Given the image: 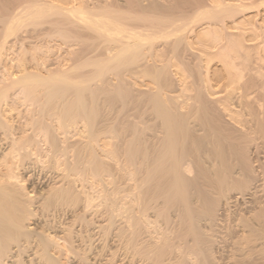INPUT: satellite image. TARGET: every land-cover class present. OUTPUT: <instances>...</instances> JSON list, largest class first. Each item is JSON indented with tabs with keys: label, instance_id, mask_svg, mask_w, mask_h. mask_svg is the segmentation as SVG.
Segmentation results:
<instances>
[{
	"label": "bare ground",
	"instance_id": "1",
	"mask_svg": "<svg viewBox=\"0 0 264 264\" xmlns=\"http://www.w3.org/2000/svg\"><path fill=\"white\" fill-rule=\"evenodd\" d=\"M87 1L88 0H22L20 2H16V3L12 2L14 4H10L9 3L10 1L8 0H0V3H2L0 7L4 9L3 11L6 17V19L2 17V19L3 18L5 19V22L3 23L4 32L2 33V35L0 34L1 35L0 62L2 60L3 49L5 47V44L9 40V39L7 40V37L9 38V36L13 35L12 33H14L16 30H18L23 26H27L29 24H33L34 29H38L46 26L45 28H49L52 33L53 32L56 33V35H59V37L61 35L67 37L68 35H71L70 33H80V32L82 35L78 34V36L88 37L90 38L89 40L97 37L98 38V41L96 40L98 42L97 45L99 46L98 48H100L101 50L98 49L96 53H98V51L100 52L102 51L101 52L102 60L100 62L101 65L99 63L100 66L99 68L98 67L97 68H98V72L99 70L101 71L99 73H101L100 77L102 78V80L104 81L106 79L105 81L106 83H109V85L113 84L117 86L118 83H120V85H118V88L120 89H121L120 87L121 85L127 83V85L130 88H132L131 90L135 91L134 94L137 93V96L138 95L142 96L144 94L156 96V102H157L156 105L162 111L163 113L162 116H164V119L168 121L172 117H174L175 121L179 122L176 123V125H174L173 127H169V128L166 127L168 128V133L170 135L169 139L167 140L178 142L181 141V139H183L185 141V139L189 138L188 129L189 128L191 129L196 125L193 124L195 121L194 122L192 121L193 122L192 123L191 120H194L198 117L194 119L192 118L195 117L196 115L199 116V112L201 114L202 112H206L207 109L210 108L209 111L212 110V112L216 114V119H218L219 121L221 119L224 120L225 123L229 125L230 129L232 130V133L234 132L232 136L229 135L228 137L229 140L227 141V142L229 141L231 142L233 148H235L236 143L238 141V143H241L242 145L247 144L245 145L246 147L248 146L249 143V148L251 147L254 148L258 154L261 153L259 149L262 148L264 150L263 148L264 147L263 145L264 144V0H255L256 3L258 2L256 6L249 5V3L253 4L252 2H254V0H199L198 2L196 1L197 4L193 3L195 0H137L135 1V3H132L131 5H129L131 2L130 0H123V1L103 0L101 6L98 7H91L88 3L89 1L88 2ZM192 3L194 6L192 5ZM154 6L157 7L155 8ZM152 7H154L153 9L156 10H153ZM147 9H150V12H148ZM59 37L55 38L52 41L53 43L51 44L50 48L54 49L55 51L54 52V54L56 55L55 58L57 57L56 59H58L57 65H59L60 68H64L65 66H67V64L69 65L68 62H70L69 60H71L70 58L71 55L70 52H68V50H70L71 46H73L74 44L72 43L68 44L67 43L68 41L66 42L67 43L66 44L62 40L61 41L60 39L58 40ZM20 38L21 40L19 42L16 41L15 43L12 44L13 48L12 46L10 47L12 48L13 51V52L11 51L12 54L16 55L15 52L21 53L23 51H26L27 47L25 46V42H26V38L28 37H24V38L20 37ZM68 38L70 37L68 36ZM10 40H11V36H10ZM93 40L91 42H93ZM63 43L66 44V49L62 51ZM157 43L160 44L157 46ZM181 44L183 46H181ZM179 46L182 47L184 52L188 51L196 55L198 59L197 62L198 64H197V68H195L197 69V71H195V69L194 71L195 73H198L197 76L194 75L195 73L191 72L192 67H190L191 68L190 69L188 65L182 63L183 60L184 62L187 61V60L185 61L186 59L185 57L190 56L189 55L190 53L187 52L188 56L186 55L184 57L183 55V58H181L182 55L179 54L180 52L178 51L179 50L178 49L177 55H180L179 57L181 58L182 61L178 59L177 56L175 58L173 56L168 57L167 55L166 57L167 60L164 58L165 56L163 57L164 50H169L170 52L174 53L176 52V49ZM95 47L96 46H94V48ZM184 52L183 54H186ZM87 53L88 52H86V54ZM93 54H91V57ZM91 57L90 60L88 61H93L91 60L92 59ZM163 58L167 61V63L163 62L164 60ZM14 59L15 58L11 60ZM16 59L18 62L19 61L18 58ZM97 60L99 62V59ZM111 64L112 66H109ZM2 65L0 66L2 67ZM194 66L195 65H193V67ZM110 67H112L111 69L114 70V71L112 70L113 76H111V78L109 74H107ZM6 68H4L5 70L0 74V264H58L55 258L56 256L54 257L53 255H56V253L60 252L61 243H64L65 245V247L63 245V247L61 248L62 249L66 248L67 252L70 255H81L83 259L84 256L86 257L87 255L83 256L82 253L80 254L81 250L84 248L83 247L81 249V245L83 246V244L85 243L87 244V242H85L86 237L88 239L92 237V236L89 237V235H87L88 233L86 234L85 230L83 229L84 227L87 226L85 223H88L87 222L88 220H85L86 218L85 214L88 212L87 210L89 209L88 207L90 206V204L93 203L92 202L93 197L88 195L90 192L87 193L88 192V191L86 192L87 189L85 190L86 188L85 186L87 185L84 186V183L86 182H83L84 178L86 177V175L84 176V171H85L84 169L87 162L85 159L86 152L87 150L90 151V146H91L90 144L92 142L90 141L91 143L89 144L88 142L79 140L80 142L78 141V143L77 142L71 143V147H73L72 152H74V154L72 155V157L74 156L73 160L69 161L67 158L65 159V157L63 161L60 160L66 154V150L61 148L62 146L60 145L58 140L59 137L57 136L58 133L55 132L54 130L55 128H53L54 126L52 125V123L58 120L59 126H55V127H58L60 134L66 135L70 131L69 128H71L75 124V122L76 123L78 122V120H76L77 112L76 114L74 113L75 112L73 110L74 107L71 108L70 110L69 107L72 105L69 104L68 107L67 102H66L67 104L64 103L65 101L62 102L67 95L63 96L64 97L62 98L63 100L60 99L61 103H59L60 100L58 101L56 99V101H58L60 105L59 104L54 105L53 103H51L52 101L51 98L47 99L49 98L47 96L44 99L45 101L42 100L43 103L42 102L39 103L40 98H38V94L33 95L34 93L31 94L30 91L28 90V88L32 85L31 82L34 81V78L27 79V75L24 74L25 72L23 71V69H21V71H19L18 74L11 70H7ZM38 73L39 74L37 75L44 76L43 75L44 72L42 73L41 69L40 71H38ZM66 77L67 76L63 74L57 73L55 76V80L63 81V82L68 81V79L65 80ZM39 79H46V78L39 77ZM29 83L31 84L29 85ZM87 86L89 88V85ZM13 88L14 89L17 88V89L14 90ZM128 88H126L125 85L124 90L125 89L127 90ZM9 89L17 91L18 94V95L14 94L16 96L12 100L8 99L7 96L8 95L7 92ZM121 90L123 92V88ZM191 91L194 92V93L192 92L193 95L192 93L190 94L188 93ZM202 91L206 93V95L209 97V100H205L203 98L204 94L202 93ZM117 93H119V91ZM147 95L145 96L147 97ZM151 96L149 98H151ZM24 99L28 100V103L31 105L32 108H33L32 105L35 104L37 105V107L40 105V107L35 110L27 106L29 108V111H27L28 114L25 113L26 115L23 117L22 114L20 115L18 113V117L16 119H21V117L25 118L24 125L22 124L23 126L20 124H16V121L14 122L15 124L13 122L9 123L7 120L10 119L6 120V118L9 115L8 113L10 111H11L10 113H13L14 111L12 112V110L17 109L14 107V105L16 104L21 105L22 101L23 103L25 102ZM119 99L122 100L121 97ZM11 101L14 105L11 104ZM208 101L211 105H209ZM53 102L56 103L55 101ZM123 103L124 102L121 103V106H123L122 105ZM145 105H147L148 107V105L150 104H145ZM156 105H154V107ZM57 107H60L58 108V110L61 109L60 116H58V112H60V110L57 111ZM154 107L153 110H155ZM78 110L79 109H77V111ZM85 111L84 114L85 113L87 114V112ZM139 111L140 110H138V112ZM143 111L145 112V114H147V110H143ZM159 113L158 115H160ZM140 114L142 115L143 113L141 112ZM207 114L206 116H208ZM135 117L137 116L135 115ZM137 118L135 119L133 118V119L136 120ZM162 118L161 120H163ZM212 119L207 121L210 122ZM197 122H199V120ZM205 123L206 122L204 121V124ZM166 124L167 123H165V125ZM78 125L79 124H77V126ZM191 125L193 126L191 127ZM200 125L202 126L203 122H201L196 127H200ZM73 127L75 129V125ZM213 127L209 129H214V130L217 129ZM93 128H92V133L93 131H95V128L94 130ZM196 129L194 128V130ZM32 130L33 132L38 130L39 134H40V130L44 131L43 133L45 137L44 143L46 145V148L44 150V155H45L44 158H46L45 161L41 160L39 155L40 152H38L40 148L39 142L35 143L36 146L34 145V147H36L35 148L36 150L33 148L32 144L34 143L32 142L34 141L36 142L35 140L36 138L34 139V136H36L37 132L35 133V135L30 136ZM29 131L30 134H27ZM43 131H41V134ZM199 131L200 130H198V132ZM218 132H220V129ZM131 134L133 133L131 132ZM90 137L92 138V136ZM108 138L106 137L100 138L99 139L100 141H98L97 139V141L100 142L98 145L101 148L107 147L110 144ZM147 138L149 139V136L145 137V139ZM190 140H191V136H190ZM145 141L147 140H144V142ZM145 143H149V142H145ZM167 143L169 144L168 141ZM139 145H141V143ZM176 146H177L176 144L173 145L171 150L166 152L169 154L170 156L169 158H171V162L169 165L166 163L167 167L165 166L166 167L165 169L164 167H160V165H158V167H160L161 169L152 167L150 158L156 155H151V157L141 156L140 159L143 158L144 161L147 158V163L146 164L144 163L145 166L143 164V167H142V162H144L143 159L140 161L136 160V166L135 165L134 166L137 167L138 169V170L135 169L138 171L137 177L140 175L139 174L140 172L141 173L143 172L142 175L143 179L144 176L147 178L151 176L154 177V178L152 177L149 178V180L147 178L144 179L147 180V182H145L146 187L144 185L143 188L145 187V189L144 190L142 189L143 191L142 193L141 192L140 193L142 195L145 194L144 197H146V199L145 200L141 199L142 200L141 202L139 199L141 205L139 203L138 207L139 210L142 212L140 215L144 217L145 215H142L144 214L143 212H146L150 208L151 209L154 208L153 206L156 204V202L158 203L159 199L163 197L162 199L163 203L165 204L171 203L172 207H175L174 208L175 210L173 212L175 211L177 212L176 216L178 217L176 218L180 220L179 225H183L181 232L178 235L176 234V237H178L177 238L178 244L180 240L179 237L185 236V234L187 233H189L190 236L192 237L191 241L195 243L197 241V244L198 243L200 244V242H202L203 239L201 237V231H200L201 229L197 228L200 224L198 220L200 221L210 220L216 217L215 211L213 210L215 205H213V202L208 203L209 200L207 201V198L211 197L214 198L215 200L216 196L212 197L213 194H210L212 191L214 194L218 193L215 194L218 196L220 195V193L222 194V192L224 193L222 195H225L226 187H228L229 185L231 186L229 179H233L235 174H240V172L239 171L237 172L236 168L235 170H233L232 169L233 167L228 169V167L225 168L224 166L223 167L224 169L222 168L221 172H219L218 175L214 176V178H212L213 179L212 181L208 182V186H210V188L212 189L210 193L207 192L208 190L206 191L205 189L206 187L205 188L202 187L205 189L204 191H202L203 189H200L197 192L192 193L190 190L192 188L195 189L196 187H200L202 182L200 181L201 183H198V181L189 179L188 177L185 176V172L184 173L182 172L184 171L182 170L183 169L182 166L184 165L185 161L182 163L181 161L184 159L180 160V157L183 154L182 153L183 150L182 151L178 150ZM163 148L165 149V147ZM91 150H94L93 147ZM147 151H150V149ZM257 153H255V155H258ZM238 154L239 152L232 151L230 156L232 157L234 156L233 157L234 160L238 161L239 159L238 157L240 156V154L239 155ZM142 155H146V154L144 153ZM131 157L135 158L134 155ZM156 157L158 159L159 156ZM96 159L97 158L94 159V164ZM220 159L222 160V158ZM60 161H62V163ZM251 164H253V162L249 163V166L252 167L253 165ZM36 165H38L37 167L40 168L39 174L37 172V176L36 175H35L36 177L34 176L36 178V180L35 179L34 180L36 181V183H38L37 185H40L39 183H41L42 185L43 183H47V182H49V184L44 185L45 187H39L37 189L35 188L36 190H34L36 183L35 181H32L30 179L32 181L29 183L31 189H28V187H26L25 185L26 184L25 182L27 179L29 180L30 176L31 178L33 177V173H34L33 171L36 170L34 169V167L36 168ZM262 165H263L262 167H264V164ZM237 169H239V167ZM22 172H25L26 174L28 173L27 175L29 177L27 176L26 178L25 176H22L21 175ZM47 173L51 174V178L48 179L50 181L46 180ZM197 174H199V172ZM139 179L138 181L140 182L141 180ZM135 181L137 184V179H135ZM231 183H233L234 186L237 187L244 186L243 185L244 183H242V181H241L242 184H240L239 182L238 184L235 180L234 181L231 180ZM206 184H204V186ZM253 185L254 188L257 189L256 187L257 185L256 186L255 184ZM137 188L138 187H136V189ZM93 191H95L94 188L92 189V192ZM151 195H154L156 197L154 196L152 197ZM138 196L139 195H137V197ZM219 198L220 200L218 201L220 202L225 197L223 196V198H221L219 196ZM135 200L137 201V199ZM257 202L258 200L256 201V203ZM260 203L261 202L259 201V204ZM115 204H117V202ZM158 205L160 204L158 203ZM71 206H72L71 209L72 212L71 211L70 213L67 212L71 214L69 216L65 212L67 211L66 208ZM95 209L94 212H97V210ZM123 209L125 211V207ZM254 213L257 212H253V214ZM136 214L134 215L136 216ZM166 215L169 214L166 213ZM137 216L138 217L134 218L136 224V225L134 224L135 228L132 229L131 227L133 231L129 228V230H131V235L127 231V233L130 235L128 240L130 241L132 247L131 249L133 252L132 253L133 256L135 254L141 255L142 257L147 258L148 261L150 260L151 263L154 262L152 264L155 263L161 264L162 262L164 263V261L163 260L161 261V259L163 256H165V254L167 255V253H169L168 251H171L168 250V248H170L169 247L170 242L172 241L170 242L168 241L167 242L168 244L163 241L164 244L161 245L162 247L156 245L158 247L155 246L154 249H152V247L154 246L151 247L149 246L148 243L147 244L139 243L140 240H142V238H139L140 234L143 233V232L141 233V231H143L141 227H143L145 223L142 224L141 227L140 224L138 226L137 224L140 223L139 217L141 216L139 215ZM259 217L261 218V216ZM247 223L243 224V226L241 225L242 227L246 228L247 233L249 232L250 234L256 231L254 230L255 228L253 222L250 221V223L248 224ZM76 224L78 225V228H76L77 227L76 226L75 230L72 229V227L74 228V225ZM261 224L262 223L259 224L257 223L258 225L257 227L258 228L262 227ZM100 227H104V225ZM259 229L257 233L260 232ZM125 231H123V233ZM196 231L199 233L198 235L195 234ZM263 232L264 229L262 227V233ZM262 233L261 232L258 233L256 237L262 238L264 236L262 235ZM195 235L197 238L194 237ZM251 235L255 236V234H251ZM259 235L260 236L262 235V237H260ZM186 238L187 237L185 236V241L188 242L189 240L187 241ZM144 240L145 239H143V241ZM175 241L174 243L173 242L171 243V246L172 244H174L175 246ZM88 244H89V240H88ZM189 245L191 244H189L188 242V245H185V247L187 246V248L185 249H189L188 248ZM200 246L202 245L200 244ZM250 247H248V249ZM255 247H252L253 250ZM199 249L203 251L201 247ZM182 252L184 251L182 250ZM180 254L182 253L180 252ZM177 258L175 259L177 260ZM85 259L86 258L83 259L84 260L83 262H85ZM164 259L166 258L164 257ZM105 260H107L108 261L107 264H109L110 261L108 259ZM111 261L113 262V260ZM180 262H182V264L184 263L183 261H180V259L178 262L176 263L174 262V263L181 264Z\"/></svg>",
	"mask_w": 264,
	"mask_h": 264
},
{
	"label": "rangeland",
	"instance_id": "2",
	"mask_svg": "<svg viewBox=\"0 0 264 264\" xmlns=\"http://www.w3.org/2000/svg\"><path fill=\"white\" fill-rule=\"evenodd\" d=\"M8 1H10L9 2L10 4H14V3L20 2L22 0H8ZM88 1L87 2L89 3V5L91 7L101 6V3L103 2V0H101V1L100 0H94V1L88 0ZM120 1H123V0H120ZM130 1H129L130 2L129 5H131L132 3H135V1H137V0H130ZM196 1L198 2L199 0H195L193 3L197 4ZM12 2H14V3H12ZM91 3H93V4H91ZM193 3H192V5H193ZM252 3L253 4L249 3V5H253V6L255 5L256 6L258 2L256 3V1L254 0V2H252ZM1 4L2 3H0V6H1ZM154 7H152V9ZM255 8H257V7H255ZM3 10L4 9L0 7V15H1L0 16V23H1L0 24V34L1 35L4 32L3 31V29H4L3 23L5 22V19H6ZM147 10H148V12H150V9H147ZM153 10H156V9H153ZM2 17H4L5 19L4 18L2 19ZM45 27L46 26H44L42 28L34 29V25L29 24L27 26H23V27L19 28L14 33H12L13 35H10L11 40H10V36H9V38L7 37V40L9 39L10 41L8 40V42H7L8 44L6 43L5 47L3 49L2 60L0 62V65H2V64L3 65H2V67L0 66V74H1V72H3L5 70L4 68H6V67H7L6 68L7 70H11V71L18 73V74H19V71H21V69H23V71L25 72L24 74L27 75V79H33L34 78V81L31 82L32 85L28 88V90L30 91L31 94L34 93L33 95L38 94V98H40L39 103H41V102L43 103V101H45L44 100L45 97L47 96V97H49L47 99L51 98V100H52V101L50 100L51 103H53L54 105H58L59 103H61V100H63L62 99V98H64L63 96H65V95L68 96V97L66 96V98H64V100L62 102H64V101H65L64 103L67 102L68 107H69V104L72 105L69 107L70 110H71V108L74 107V109H73L75 111L74 113L76 114V112H77V115H76L77 119L76 118H74V119L78 120V122L77 123L75 122V124H74L75 129H74V127H73L74 125H73L71 128H69L70 131L66 135L60 134L58 127H55V126H59L58 120H56L52 123V125L54 126V127L53 126L52 127L55 128L54 129L55 132L58 133L57 136L59 137L58 140H59L60 145L62 146L61 148L66 150V154L60 160L63 161L64 157H65V159L67 158L69 161L73 160L74 156L72 157V155L74 154V152H72L73 147H71V143H76V142L78 143L79 140H82L84 142H88L89 144L92 142L90 145L93 147L94 150H91L92 147L90 146V151L87 150V152H86L85 159L87 162H86L85 169H84L85 170L84 176L86 175V177H85L86 179L84 178V181H83V182H86V183H84V186L85 185L88 186V187L85 186L86 187L85 190L87 189L86 192L87 191H88L87 193L90 192L88 195L92 196L93 200H94V201L92 200L93 203H91L92 205L90 204V206L88 207L89 209L87 210L88 212L85 214V217H86L85 220H88L87 221L88 223H85L87 226L83 228L85 230V233L86 234L88 233L87 235H89V237L92 236L89 239L86 237L85 242H87V244L84 242L85 244L82 243L83 246L81 245V249L83 247L84 248L81 250L80 254L82 253L83 256L87 255L86 257L84 256V258H86L85 259L86 263L83 262L84 258L82 259L81 255H70L67 252L66 248L62 249L61 247H63L64 243H61L60 244L61 245L60 252L56 253V255H53L54 257L56 256L55 258H56L58 264L59 263L60 264H80V263L81 264L82 263L83 264H107L108 261L105 259H108L110 261L109 264H111V263L112 264H149V263L152 264V263H154V262L151 263V261L150 260L148 261L147 258H144L141 255H138L135 253H134L135 254L134 255L135 258H134L133 254H132L133 252L131 249L132 247H131L130 241L128 240L129 236L131 235V230L133 228H135L134 218L138 217L137 215L141 216L140 214L142 213L139 210L138 204L142 200L146 199V197H144L145 194L142 195L141 193L146 187L145 182H147V180H144V179L147 177L144 176V179H143V176H142L143 172L142 173L140 172L139 173L140 175L138 174L139 176L137 177V172H138L137 170L138 169H137V167H135L136 166V160H138V161L142 160L143 158L140 159L141 156L142 157H148V156L151 157V155H156V156H159L158 159L156 156H153L152 158H150L152 167L159 168V169H161L160 167H164V169H165L167 167L166 165L167 164L169 165L171 162V158H169L170 156L166 152L170 151L172 146L175 144L177 145L176 147L178 150H180V151L183 150L182 151L183 154L180 157V160L184 159L181 161L182 163L185 161L184 165L182 166L183 167L182 170H184V171H182V172L183 173L185 172V176L188 177L189 179H193L194 181H198V183L202 182L201 186H200L201 188L196 187L195 189L192 188L190 190L192 193L197 192L200 189H203L202 191H204L206 189V191L208 190L207 192L210 193L212 189L210 188V186H208V182L212 181L213 180L212 178H214V176L218 175L224 166H225V168L228 167V169L233 167L232 168L233 170H235V168H236L237 172L239 171L241 175L235 174L233 179H229L231 186L229 185L230 187L229 186L226 187V189L227 188L228 189L227 190L225 189V195H222V194H224L223 192H222V194L220 193L219 196L221 198H223V196L225 197L220 202L218 201V200H220L219 196L215 195L218 193L214 194L213 191L210 193V194H213L212 197L216 196L215 200L217 198H219L216 201L214 200V198H211L208 196L209 197V198H207V201L209 200L208 203L213 202V205H215L213 210L215 211L216 217H214L213 219H210V220H203V221L198 220L200 224L198 223L199 226L197 228L201 229L200 230L201 231V237L203 240H202V242H200V244L202 246H200L199 243L197 244V241H196V243L191 241L192 237L190 236L189 233L185 234V236L187 237L186 240L187 241L189 240L188 242H189V244H191L188 246L189 249H185V248H187V246L185 247V245H188V242L185 241V236L179 237L180 240H179V244H178V242H177L178 237H176V234L178 235L181 232L183 225H179L180 220L178 218H176V217H178V216H176L177 212L176 211L173 212L175 210L174 209L175 207H172L171 203L170 204L169 203H166V204L163 203V200H162L163 197H161V199H159V201H158V203L160 205H158V203L156 202V204L153 206L154 208H152V209L150 208L146 212H143L144 214H142V215H145L144 216L145 218L143 216L139 217L140 223H138L137 225L139 226V224H140V227H141L142 224L145 223L144 226L141 227V229L143 230V231H141V233L142 232L143 233L140 234L139 238H142V240L139 239L140 240L139 243H143V244L148 243L149 246H151V247L154 246V247H152V249H154L156 245L162 247L161 245H163L164 242L167 243L168 241L169 242L172 241L174 243V241L176 240L175 246H174V244H172V246H171L172 242H170V246H169L170 248H168V250H171V251H168L169 253L166 252L167 255L165 254V256H163L161 259V261L163 260L165 264L168 260L169 261L167 262V264H169V263L175 264L176 262L179 261V259H180V261L184 262L183 264H248V263L249 264H264V236L262 237V235H264V232L262 233V227L264 229V226H263L264 225V223H263L264 222V197H263L264 196V175H263L264 174V169H263L264 167H262L263 166L262 164H264V155H263L264 150L262 148L259 149L261 151V153L258 154L254 148H252V147L249 148L248 142H247L248 146L246 147L245 145H247V144H244V142H243L244 145H242L241 143H238V141L236 143L235 148H233L231 142L230 141L227 142V141L229 140L228 139L229 135L232 136V134H234V132L232 133V130L230 129L229 125H227L224 120L221 119L219 121L218 119H216V114L214 112H212V110L209 111L210 108L207 109L206 112H202L201 114L199 112V116L196 115L195 117L192 118V119H194V118L198 117V118H196L197 120L196 119L191 120V122L195 121L196 123L195 122L194 123L192 122V123L196 124V125H195V127H192L193 125H191L192 128L191 129L189 128L188 129L189 131L187 130L189 138L185 139V141L183 139H181V141H178V142H176V141L173 142V141L167 140L170 137V135L168 133V128L173 127L174 125H176V123H179V122L175 121L174 117H172L170 119L171 121L170 120L167 121L166 119H164V116H162L163 115L162 111L156 105V103H157L156 102V96H154V95L151 96V95H147V94H144L142 96L141 95L137 96V93L134 94L135 91L131 90L132 88H130L127 85V83H124V85L120 86L121 89L123 88V92H122V90L120 88H118V85H120V83H118V85L115 86L113 84L109 85V83H106V81H105L106 79L104 81L102 80V78L100 77L101 73H99L101 71L99 70V72H98V68L101 65L100 62L102 60V56H101L102 51L101 52L98 51V53H99V56H98V53H96V52L98 49L99 50H101V49L98 48L99 46L97 45L98 44V42H97L98 38L97 37L89 40L90 38H88V37L78 36V34L80 35L81 32L80 33H70L71 35H68L70 38H68V36L64 37L63 35H61L59 37V35H56V33H54V32L52 33L49 28H45ZM43 28H44V30H43ZM46 29H49V30H46ZM20 37H22V38L28 37V38H26V42L24 41L25 46L27 47V48L25 47L26 51L21 52L23 54L18 53V52H15L16 55L12 54V52H13L12 51V48H13L12 44L15 43L16 41L19 42L21 40ZM57 37H59L58 40L60 39V41L62 40L65 43L68 41L67 42L68 44L69 43L74 44L73 46H71L70 50L67 49L68 52H70L71 60H69L70 62H68L69 65L67 64V66H65L64 68H60V66L57 65L58 59H56L57 57L55 58V56H56L54 54L55 51H54V49L50 48L51 44L53 43L52 41ZM83 38H85V39H83ZM64 40H66V41H64ZM92 40H93V42H95L96 40L97 41L95 43H93V42H91ZM91 43H93V44H91ZM160 43H157V46ZM66 44H64V43L62 44L63 45L62 51L64 49H66ZM85 44H88V45H85ZM11 46H12V48H10ZM88 46H90V47H88ZM94 46H96V47L94 48ZM152 46H154V45H152ZM155 46H156V44H155ZM181 46H183V45L181 44ZM181 46H179L181 49L178 47L176 49V52H174V53L170 52L169 50H164L163 51V53H164L163 57L165 56L164 58L166 59L167 55H168V57L173 56L175 58L177 56V58L181 60V58H183V55L185 57L186 55L188 56V53H190L189 54L190 56L185 57L186 59L184 58L185 61L187 60L189 62H187V61L184 62V60L183 61L181 60V61L185 65H188L189 68L192 67L193 71L190 68L191 72L195 73V71H197V69H195V68H197V64H198L197 63L198 59H197L196 55L192 54L191 52H188V51L184 52ZM91 47L94 49V52H93V49ZM89 49H92V50H89ZM177 50L180 52L179 54L182 55L181 58L179 57L180 55H177L178 54ZM184 50H185V48H184ZM182 51L186 54H183ZM86 52H88V53L86 54ZM62 53H65V52H62ZM93 53H96V54H93ZM91 54H93L92 57H91ZM192 55H194V56H192ZM90 57L92 58L91 60H93V61H88V60H90ZM97 57H99V58H97ZM193 57L196 59H194ZM13 58H15V59L11 60ZM16 58H18V60H19L18 62H17ZM96 58L99 59V62ZM20 59L22 62L20 61ZM165 59L163 60V62L167 63V61H166L167 59L166 60ZM99 63H100V65H99ZM189 63H190V66H189ZM193 65H195V66L193 67ZM56 66H57V68H56ZM109 66H112V64ZM111 68L112 67L109 68L108 73H107V74H109L110 78H111V76H113L112 74L114 71ZM1 69H3V70H1ZM40 69L42 70V73L44 72V74H43L44 76L37 75V74H39L38 71H40ZM194 69H195V71H194ZM57 73L67 76L65 78V80L68 79V81L63 82V81L55 80V76ZM194 75L197 76L198 73H195ZM39 77L46 78L47 80L46 79H39ZM141 79H143V78H141ZM31 83H29V85ZM85 83L87 85H89V88ZM102 84H104V85H102ZM125 85H126V88L129 87L130 90H129V88L127 90L126 89L124 90ZM90 86L92 89L90 88ZM108 86H109V88H108ZM112 87H114V88H112ZM16 89H14V90H16ZM14 90H12V89L8 90V92H7L8 95L6 94L8 96V99L12 100L13 98H15L16 95H18L17 91H14ZM116 90H117V92L119 91V93H117ZM192 92L193 91L188 92V93L190 94ZM88 93H90V94H88ZM193 93H192V95H193ZM202 93L204 94V95L202 94L203 98L205 100H209V97L206 95V93L203 91H202ZM14 94H16V95H14ZM42 94L44 97L42 96ZM145 95H147V97ZM7 96H6V98H7ZM150 96L152 99L149 98ZM204 96L205 97L207 96L206 97L207 99ZM120 97L122 98V100L119 99ZM148 98H149V100H148ZM56 99L58 101L60 99L61 100L58 103V101H56ZM24 101H25L24 103L22 101L23 104L21 103V105L20 104L14 105L11 101V104H13L14 107L17 109H13L12 110V112L14 111L13 113H10L11 112L10 111L8 113L9 115L7 114L8 117L6 118V120L10 119V120H7L9 123L10 122L14 123L16 121V124H20V125L23 124L24 125V121H25L24 119L25 118H22V117L25 116L26 114H28V112H27V111H29L28 107H31V105L28 103V100L24 99ZM53 101H55L56 103H54ZM150 101H151V103H150ZM120 102L121 103L124 102L125 104L123 103L122 104L123 106H121ZM208 103H209V101H208ZM145 104H150V105H148V107H147V105H145ZM154 105H156V106L154 107ZM209 105H211V104L209 103ZM32 106H33V108L31 107V109H35V110L40 107V105L37 107L36 104L32 105ZM83 107H85V108H83ZM119 107H120L121 111H120ZM153 107L156 110V112H155V110H153ZM58 108H60V107H57V111L60 110V112H58V116H60L61 109L58 110ZM142 108H144V109H142ZM149 108H151V109H149ZM77 109H79V110L77 111ZM148 109H149V111H148ZM83 110L84 111L86 110L85 112H87V114L86 113L84 114ZM138 110H140V111L138 112ZM143 110H147V114H145V112ZM79 111L80 112L82 111V112L80 113ZM141 112L143 113L142 115L140 114ZM18 113L20 115L22 114L21 119H16L18 117ZM23 113H24V115H23ZM158 113L160 115H158ZM88 114L90 117L88 116ZM206 114L208 116H206ZM56 115H57V113H56ZM135 115L137 117L138 116L139 117L137 118V117H135ZM152 115L155 119L152 117ZM58 116H56V117H58ZM76 116H74V117H76ZM133 118L134 119L137 118V119L134 120ZM161 118L163 120H161ZM200 118L203 120H201ZM209 118L210 119L213 118L211 121H213V120L214 121L213 122L207 121V120H210ZM56 119H58V118H56ZM148 119H150V120H148ZM19 120H20V122H19ZM146 120H148V121H146ZM159 120H160V122H159ZM198 120H199V122H197ZM200 121L203 122L204 126L202 125L203 126L202 127L200 125V127H196L201 123ZM204 121L206 122L205 124H204ZM162 122H164V123H162ZM165 123H167V124L165 125ZM212 123H213V125H212ZM77 124H79V125L77 126ZM92 124L94 125V128H95V131H93V133H92V128H93ZM146 125H147V127H146ZM213 126H216V127H213ZM217 126H219V127H217ZM132 127H133V129H132ZM134 127L136 130V133H135ZM166 127H168V128H166ZM201 127H202V130H201ZM212 127L217 128V129H215L217 131H215L214 129H209ZM94 128H93V130H94ZM148 128H150V129H148ZM194 128L195 129L198 128V129H196L197 131L194 130ZM219 129H220V132H218ZM35 130H36V127H35ZM198 130H200V131L198 132ZM41 131H43V130H40V134H39L38 130L34 131V132L32 130L31 134H30V131L27 134H30V136H31V135H35L36 132L38 133V135L36 133V136H34V139L36 138L35 139L36 142L35 141L32 142V143H34L32 145H33V148L35 149L36 148V147H34V145L36 146L35 143L39 142V147L41 149L39 148V151L38 150L37 151L40 152L39 155H40L41 160L45 161V159H46V158H44L45 157L44 150L46 148V145L44 143L45 137L43 134L44 131L42 132V134H41ZM90 132H91V135H90ZM131 132L133 134H131ZM154 133H155V135H154ZM59 134H60V136H59ZM121 134H123V135H121ZM157 134H160V135H157ZM147 135L149 136V139L148 138L145 139V137H148ZM180 135H181V132H180ZM90 136H92V138H94V139H92ZM190 136H191V140H190ZM99 137L100 138H104V137L108 138L109 137L108 140H109L110 144L105 148H101L98 145L100 143V142H98V141H100ZM158 138L160 141L158 140ZM97 139H98V141H97ZM67 140H69V141H67ZM142 140H143V143H142ZM144 140H147L145 142H149V143H145ZM166 140L169 142V144L167 143ZM191 141H192V143H191ZM96 142H97V144H96ZM140 143H141V145H139ZM67 145H69V146H67ZM135 145H136V147H135ZM163 147H165L166 150ZM261 147H263V146H261ZM67 148H68V150H67ZM167 148H169V149H167ZM143 149H144V151H143ZM145 149H147V150L150 149V151H147ZM230 150L239 152L241 157L240 156L238 157L239 158L238 161L234 160V158H233L234 156L233 157L230 156V154L232 152ZM142 151H143V153H142ZM156 151H157V153H156ZM254 151L258 155H255ZM91 152H92V154H91ZM147 152H149V153H147ZM133 153H135V154H133ZM141 153L142 154L145 153L146 155H142ZM94 154H95V157H94ZM131 154H133L135 156V158L134 157L132 158L131 156H133V155H131ZM89 155H91V156H89ZM138 155H140V156H138ZM224 156H226V157H224ZM136 157H137V159H136ZM95 158H97L98 160L96 159L95 164H94ZM167 158H169V159H167ZM220 158H222V160ZM133 159L135 160V162ZM160 159H161V161H160ZM258 159L260 160L261 163L259 162ZM148 160H149V158H148ZM150 160H149V162H150ZM158 160H159V162H158ZM232 160H234V161H232ZM62 161H60V162L62 163ZM143 161H144V159H143ZM162 161H163V163H162ZM97 162H99V163H97ZM230 162H232V163H230ZM251 162H253V164H251V165H253L252 167L249 166V163H251ZM144 163L145 164L147 163V158L144 162H142V167H143ZM98 164H100V165H98ZM145 164H144V166H145ZM256 164H258V165H256ZM158 165H160V167H158ZM239 165H241V166H239ZM37 166L38 165H36V168L34 167V169H36V170L33 169L34 170L33 171L34 172L33 177L35 175L37 176V172L39 174L40 168ZM259 166H261L262 168ZM94 167L97 169H95ZM238 167H239V169H237ZM98 168H99V171H98ZM135 169H137V170H135ZM253 170L254 171L257 170V171L254 172ZM35 171H36V174H35ZM97 172H99V173H97ZM198 172L200 175L197 174ZM27 174L25 172L21 173V175L25 176L26 178L28 176ZM47 174H46V176H47L46 180L51 178V174L50 173H49L50 175L49 174L47 175ZM97 174H99V175H97ZM236 175H237V177H236ZM238 175H240V176H238ZM33 177L31 178V176H30L29 180L27 179L25 182L26 183L25 185H26V187H28V189H31L29 183L36 180V178L35 177L33 178ZM139 177H140V179H139ZM151 177L154 178L153 176H151ZM151 177H149V178H151ZM149 178H147V179L149 180ZM133 179H134V181H133ZM135 179H137V184H139V185L136 184ZM138 179L141 180L140 181L141 183L138 181ZM200 179H202V180H200ZM231 180L232 181L235 180L237 183L239 182L240 184L244 183L243 184L244 186H242V187L234 186V184L231 183ZM239 180H241L242 183ZM48 181H50V180H48ZM35 183H36V181H35ZM37 184L38 183H36L34 190H36L39 187H45L44 185L49 184V182L43 183L42 185H41V183H39L40 185H37ZM90 184L92 186L94 184V186L92 187ZM204 184H206L207 186L206 185L204 186ZM253 184H255V186L257 185L256 186L257 189L254 188ZM144 185H145V187L143 188ZM260 185H261V188H260ZM135 186L138 188L136 189ZM202 187H204V188L206 187V188L204 189ZM233 187H235V188H233ZM93 188L95 191L92 192ZM140 188H141V190H140ZM138 190H139V192H138ZM216 192H218V191H216ZM137 195H139V196L137 197ZM154 195H151V196L153 197ZM95 196H96V198H95ZM142 196L144 197V199ZM154 197H156V196H154ZM109 198H111V199H109ZM135 199H137V201ZM139 199H140V202H139ZM212 200H214V201H212ZM257 200H258V202L256 203ZM259 201L261 202L260 204H259ZM111 202H113V203H111ZM116 202H117V204H115ZM217 202H219V203H217ZM134 205H135V207H134ZM140 205H141V203H140ZM121 206H123V207H121ZM127 206H128V208H127ZM124 207H125V211L123 209ZM71 209H72V206L66 208L67 211L65 213L69 216L71 215V214H69ZM94 209L97 210V212H94ZM67 212H69V213H67ZM253 212H257V213L253 214ZM147 213H148V215H147ZM166 213L169 215H166ZM174 213H176V214H174ZM114 214H117V215H114ZM134 214H136V216ZM166 216H167V218H166ZM256 216L257 217L261 216V218L260 217L257 218ZM168 217H169V220H168ZM254 218H256V219H254ZM176 221H177V223H176ZM209 221H211V222H209ZM250 221L254 223L253 224L254 228H255L254 230H256V231L249 234V232L247 233L246 228L242 227V226H243V224H245L247 222L250 223ZM257 223L258 224L262 223L261 224L262 227H259L260 229L257 227L258 226ZM85 224H84V226H85ZM99 225L100 226L104 225V227H100ZM75 227L78 228V225L77 224L74 225V228L72 227V229L75 230L76 229ZM131 227H132V229H131ZM129 228L131 230H129ZM125 229H126V231H125ZM258 229L262 233V235L261 236L259 235V236L262 237L263 239L256 237V235H258V233H260V232L257 233ZM123 231H125V232L123 233ZM127 231L130 235L127 233ZM89 232H91V233H89ZM165 232H166V234H165ZM126 234H127V236H126ZM168 234H169V236H168ZM195 234L198 235L199 233L196 231ZM251 234H255V236H253ZM123 237H125V238H123ZM175 237H176V239H175ZM194 237H196V235ZM126 238H127V240H126ZM143 239H145V240L143 241ZM254 239H255V241H254ZM88 240H89V244H88ZM180 245H181V247H180ZM250 245H251V247H250ZM158 246H156V247H158ZM64 247H65V245H64ZM200 247H201V249H203L204 252L199 249ZM248 247H250L249 248L250 250L248 249ZM252 247H255L254 250ZM182 250L184 252H182ZM180 252L182 254H180ZM183 254H185V255H183ZM136 255H138L139 257ZM168 256H169V258H168ZM177 256H178V258H177ZM183 256H184V258H183ZM164 257L166 259H164ZM175 258H177V260ZM186 259H188V260H186ZM87 260H88V262H87ZM111 260H113V262ZM164 263L162 262L161 264H164ZM180 263L182 264V262H180Z\"/></svg>",
	"mask_w": 264,
	"mask_h": 264
}]
</instances>
